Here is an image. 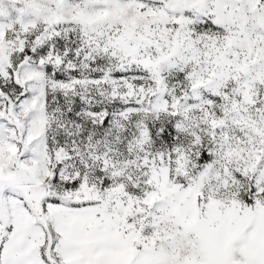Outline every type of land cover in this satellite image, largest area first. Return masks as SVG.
Here are the masks:
<instances>
[{
    "label": "snow or ice",
    "instance_id": "obj_1",
    "mask_svg": "<svg viewBox=\"0 0 264 264\" xmlns=\"http://www.w3.org/2000/svg\"><path fill=\"white\" fill-rule=\"evenodd\" d=\"M0 264H264V0H0Z\"/></svg>",
    "mask_w": 264,
    "mask_h": 264
}]
</instances>
